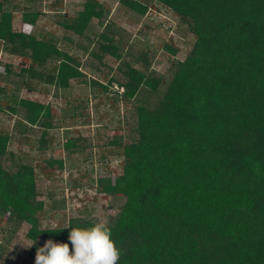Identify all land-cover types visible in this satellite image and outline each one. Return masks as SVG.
Returning a JSON list of instances; mask_svg holds the SVG:
<instances>
[{
    "label": "trees",
    "instance_id": "trees-1",
    "mask_svg": "<svg viewBox=\"0 0 264 264\" xmlns=\"http://www.w3.org/2000/svg\"><path fill=\"white\" fill-rule=\"evenodd\" d=\"M155 1L189 22L195 42L155 106L150 96L158 94L161 76L124 61L122 80L113 79L124 88L121 97L136 102L138 134L121 145L122 174L100 180L101 192L125 197L109 220L121 249L118 264H264V0ZM7 2L0 0V40L11 54L31 61L19 75L28 73L57 91L85 77L78 59L54 40L15 30ZM130 7L142 15L147 10L136 0ZM105 12L100 2L87 0L63 25L84 36ZM40 14L26 9L23 22L35 24ZM101 38L104 53L122 57L112 31ZM6 98L10 104H0V111L17 116L14 131L40 127L45 143L53 128L51 106L16 91ZM11 139L0 131L1 212L12 224L30 225V255L48 239L70 243L71 226L87 227L94 219L71 218L68 228L41 231L35 168L9 149ZM66 146L82 144L74 138ZM49 162L63 167L62 161Z\"/></svg>",
    "mask_w": 264,
    "mask_h": 264
},
{
    "label": "rangeland",
    "instance_id": "rangeland-1",
    "mask_svg": "<svg viewBox=\"0 0 264 264\" xmlns=\"http://www.w3.org/2000/svg\"><path fill=\"white\" fill-rule=\"evenodd\" d=\"M87 0H9L13 28L39 38L54 40L60 48L76 57L85 77L73 79L71 87L57 91L51 84L40 82L30 74L19 75L30 58L11 54L0 40V104L6 108V97L16 91L22 98L51 106L53 128L42 143V128L33 127L25 134L14 131L17 116L0 111V131L11 134L9 149L32 164L37 176L39 201L43 205L40 225L65 227L71 218L107 219L119 212L123 195L100 190L101 178L115 181L123 172L122 146L137 134L136 102L120 95L124 88L119 69L124 61L145 72L162 77L158 94L151 97L155 106L162 90L171 80L177 63L186 59L195 42L190 24L170 8L155 0H136L147 6L142 15L130 5L135 0H97L105 7L100 20L93 18L84 36H79L63 23L71 22ZM41 12L35 24L23 22V11ZM112 31L120 45L121 58L104 53L102 33ZM172 49H169L168 47ZM173 49L177 52L173 53ZM48 66H52L49 64ZM10 67L9 72L6 68ZM96 80L99 84H92ZM107 87V89L105 88ZM80 138L82 147H67V141ZM111 141H117L112 144ZM45 145V147H41ZM49 160L63 162L50 165ZM9 169L10 159L3 160ZM10 223L0 210V264H32L35 254L27 233L30 225ZM16 228L15 232H12ZM57 243H64L58 241ZM71 244L69 248L71 251Z\"/></svg>",
    "mask_w": 264,
    "mask_h": 264
},
{
    "label": "clouds",
    "instance_id": "clouds-1",
    "mask_svg": "<svg viewBox=\"0 0 264 264\" xmlns=\"http://www.w3.org/2000/svg\"><path fill=\"white\" fill-rule=\"evenodd\" d=\"M56 228L55 224L51 228L46 224L41 231H57ZM68 240L71 251L69 243L46 240L42 247L36 249L35 264H118L121 249L112 239L107 219L96 217L90 226H71Z\"/></svg>",
    "mask_w": 264,
    "mask_h": 264
}]
</instances>
